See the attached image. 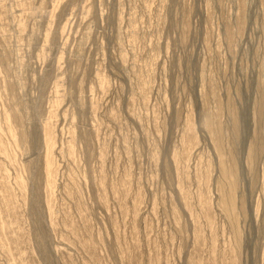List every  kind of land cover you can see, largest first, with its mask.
<instances>
[{
  "label": "rangeland",
  "instance_id": "1",
  "mask_svg": "<svg viewBox=\"0 0 264 264\" xmlns=\"http://www.w3.org/2000/svg\"><path fill=\"white\" fill-rule=\"evenodd\" d=\"M0 264H264V0H0Z\"/></svg>",
  "mask_w": 264,
  "mask_h": 264
}]
</instances>
